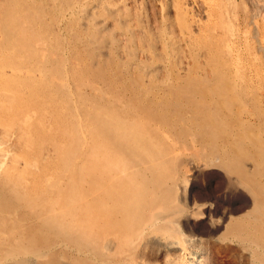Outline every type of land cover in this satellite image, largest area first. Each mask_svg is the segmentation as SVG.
<instances>
[{
  "label": "bare ground",
  "instance_id": "6f19581e",
  "mask_svg": "<svg viewBox=\"0 0 264 264\" xmlns=\"http://www.w3.org/2000/svg\"><path fill=\"white\" fill-rule=\"evenodd\" d=\"M71 3L0 0V264H61L59 255L76 264H109L100 249L134 256L138 242L161 231L162 207L181 211L171 188L163 198L157 181L124 180L119 170L127 160L138 166L154 162L164 147L161 131L174 129L177 119L188 123L186 131L197 130L210 158L241 175L255 208L232 230L254 264H264L259 107L258 123L246 129L245 91L218 65L211 80L190 77L161 86L168 98L155 97L158 86L151 84L127 86L130 97L115 95L111 102L87 101L77 87L73 100L69 83L81 81L82 74L66 67L72 21L57 30ZM48 144L53 156L44 159ZM249 159L252 173L243 169Z\"/></svg>",
  "mask_w": 264,
  "mask_h": 264
},
{
  "label": "rangeland",
  "instance_id": "374dc122",
  "mask_svg": "<svg viewBox=\"0 0 264 264\" xmlns=\"http://www.w3.org/2000/svg\"><path fill=\"white\" fill-rule=\"evenodd\" d=\"M71 4L57 30L72 21L75 35L66 67L82 74L81 81L69 83L72 98L78 87L87 101L111 102L115 95L129 98L127 86L139 90L151 84L158 86L154 96L163 98L167 95L161 86L172 87L190 77L213 79L218 65L245 91L247 112L241 120L246 129L258 123L255 106L263 116L264 0H72ZM98 72L100 77L93 78ZM187 128L186 121L177 119L174 129L161 131L164 147L154 162L138 166L127 160L119 170L124 180L131 176L135 183L157 181L163 198L171 188L181 212L172 205L162 207L161 231L138 242L134 256L100 249L109 264L255 263L232 230L237 220L253 214V195L240 174L208 156L195 137L197 130ZM49 156L53 152L48 144L43 158ZM157 167L163 168L162 175L156 174ZM243 169L254 172L253 161L247 160ZM58 259L61 264H76L74 258Z\"/></svg>",
  "mask_w": 264,
  "mask_h": 264
}]
</instances>
